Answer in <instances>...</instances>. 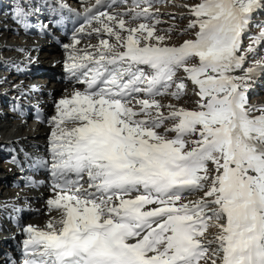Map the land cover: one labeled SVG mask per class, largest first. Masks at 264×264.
Wrapping results in <instances>:
<instances>
[{"label":"snow or ice","instance_id":"1","mask_svg":"<svg viewBox=\"0 0 264 264\" xmlns=\"http://www.w3.org/2000/svg\"><path fill=\"white\" fill-rule=\"evenodd\" d=\"M100 6L63 46L82 88L49 120L50 218L22 229L24 264H264V105L248 103L264 58L244 67L264 0L184 5L193 38L179 45L152 0Z\"/></svg>","mask_w":264,"mask_h":264},{"label":"bare ground","instance_id":"2","mask_svg":"<svg viewBox=\"0 0 264 264\" xmlns=\"http://www.w3.org/2000/svg\"><path fill=\"white\" fill-rule=\"evenodd\" d=\"M161 1L152 0V11L158 13L156 18L160 23L157 28L165 30L162 34L167 35L170 10H177L178 5L170 0H166L169 1L168 6L159 5ZM193 1L187 0L186 4H193ZM85 4L93 5L95 0H0V94L5 90L0 96V109H3V113L0 111L2 184H6L9 173L18 172L12 176V190L0 192V236L9 235L0 239V264L14 262L20 257L23 241L27 238L22 231L25 226L43 228L50 218L46 201L52 196V176L45 166L50 159L49 120L55 115V105L61 98L82 88L65 69L67 53L63 46L71 43L79 28L74 30L70 25L83 21ZM105 5L113 7L106 8ZM130 6L131 0L128 4L122 0H102L99 10L124 11ZM261 15L264 16L262 10L257 13L258 21ZM184 38L188 39L187 35ZM97 42L94 37L85 36L79 47ZM166 42L179 45L182 41L170 35ZM35 51H39L36 58L32 56ZM40 54L46 60L42 61ZM36 63L45 66L43 69H49L42 73V68L33 66ZM29 69L30 72H24ZM259 79L264 80V76H259ZM34 82L35 85L32 84ZM187 93L179 104L192 109L195 99ZM248 95L252 103L264 105L262 88L256 94L249 91ZM158 99L164 104L177 103L171 97ZM33 204L35 208L30 209ZM15 222H18L17 226Z\"/></svg>","mask_w":264,"mask_h":264},{"label":"rangeland","instance_id":"3","mask_svg":"<svg viewBox=\"0 0 264 264\" xmlns=\"http://www.w3.org/2000/svg\"><path fill=\"white\" fill-rule=\"evenodd\" d=\"M175 2L178 6H177V10H175V11H173V10H170V20H169V24H170V26H169V24H167V26H168V29L169 28H172V32H171V34L170 35H174V37H175V40H179V41H184V40H186L184 37L187 35V37H188V39H190V38H193L192 37V33L190 32V31H184V29L186 28V26H187V24H188V22H189V19H190V17H189V15H188V10L184 7V5L182 4V3H185V5H186V2H187V0H170V2ZM162 3H160L159 5H161V4H164L165 6H168V4H169V1H166V0H162L161 1ZM180 2V3H179ZM196 2H198V0H194L193 1V3H196ZM183 6H182V5ZM164 6V7H165ZM259 11H261V10H259ZM258 11V12H259ZM263 12H264V10H262ZM176 15H179V17H177ZM177 18H176V17ZM183 17V18H182ZM255 18H256V23H260V22H264V16H260V20L258 21L257 20V14H256V16H255ZM176 19V20H175ZM172 20V21H171ZM164 28V27H163ZM178 29V30H177ZM259 31H260V28H258V27H255V26H253V27H251L250 29H249V33H248V35H257L258 33H259ZM187 33V34H186ZM167 35H168V33H167ZM10 40V39H9ZM21 40V39H20ZM12 42L14 43V40H12ZM21 42H23L22 40H21ZM181 42V43H182ZM52 43V42H51ZM242 43H243V47H247L248 46V44L250 43V41H249V39L247 38V36H245L243 39H242ZM48 45V44H47ZM261 48L263 49L261 52H260V50H261ZM41 53H43V50H41ZM38 55H39V51H35V52H33L32 53V56H34V58H36V57H38ZM41 55V57H42V54H40ZM262 58H264V44H261L259 47H258V50H257V52H256V54L255 55H249V57H248V60H247V62H246V64L244 65V67H248V66H251L252 64H254L257 60H260V59H262ZM22 59H24V58H22ZM44 60H46V58H43L42 57V61H44ZM41 64V63H40ZM48 68V67H47ZM49 69V68H48ZM178 75L179 76H183V74L182 73H178ZM0 76H2V73L0 74ZM47 83V82H46ZM45 83V84H46ZM262 83V84H261ZM43 87H45V86H50V84H48L47 83V85H44V84H41ZM259 88L261 89H263L264 90V80H261V79H259V77H257L256 78V80H255V82L252 84V87H251V89H250V91H252L253 93H257V91L259 90ZM256 90V92L255 91H253V90ZM191 91H192V93H191ZM5 93V90H2V92H1V94H0V96L2 97L3 95H4V93ZM188 93V96L190 97V98H192L193 100H194V102L196 101V96L193 94V90H192V88H191V86L189 85V88H188V91H187ZM248 94H249V92H248ZM57 95V94H56ZM248 103H249V105H254V106H259V105H262V104H256L255 102H253L252 103V98L251 97H249V95H248ZM2 110V111H1ZM0 111H1V113H3V109H0ZM258 113L257 112H253L252 113V115H257ZM14 174H18V172H15V173H9V175H8V178H7V181H6V184H2V182H4V180H0V192L1 191H3V189L4 190H6V189H8V190H12L11 188H12V185H11V182H12V176L14 175ZM11 185V186H10ZM192 197H194L195 198V196H192ZM191 198V197H190ZM1 202V201H0ZM34 203H36V202H34ZM27 208H28V206H27ZM35 208V204H33V206H31L30 207V209H34ZM41 214V212L38 214V215H40ZM212 232H215L216 231V229H212L211 230ZM9 235L8 234H2L1 236H0V239L1 238H7Z\"/></svg>","mask_w":264,"mask_h":264}]
</instances>
